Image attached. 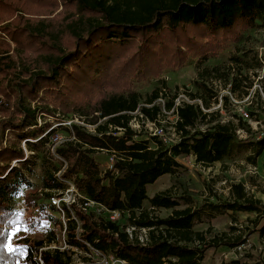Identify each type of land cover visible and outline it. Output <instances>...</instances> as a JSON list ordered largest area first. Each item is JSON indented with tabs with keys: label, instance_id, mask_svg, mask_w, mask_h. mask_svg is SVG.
I'll return each instance as SVG.
<instances>
[{
	"label": "trees",
	"instance_id": "trees-1",
	"mask_svg": "<svg viewBox=\"0 0 264 264\" xmlns=\"http://www.w3.org/2000/svg\"><path fill=\"white\" fill-rule=\"evenodd\" d=\"M257 25L264 26V0H0V94L5 98L0 103V264H40L34 255L43 241L24 255L9 251L4 247L8 244L4 227L16 218L14 200L24 187L27 191L33 187L26 171L32 169L34 154L26 149L40 150L50 144L58 127L66 129L61 123L53 128L38 126L39 113L57 117L60 108L96 125V133L72 127L78 140L65 141L56 150L67 168L60 177L55 172L46 177L45 187L65 189L72 182L106 208L130 212L133 227L149 229L147 239L141 240L118 222L96 220L92 212L78 211L82 238L77 236L78 223L70 220L72 245L88 249L89 243L128 264H200L213 246L244 244L242 236L224 233L209 239L195 230L199 215L191 207L174 209L165 218L155 216L156 208H175L180 203L168 191L148 196V185L177 173L181 159L193 155L204 166L223 161L238 145L241 126L229 121L200 129L199 122L207 123L213 114L203 105L186 102L177 110L175 143L135 130L131 121L135 112L138 118L158 121L162 110L157 104L141 103L135 80L177 70L192 57L207 60L213 39L231 35L240 26ZM17 54L24 56L22 62ZM86 71L92 72L96 87L82 105L67 106L59 100L67 83L71 79L82 83ZM161 92L154 90L145 103H154ZM34 101L43 103L33 106ZM173 106L172 99L167 109ZM97 149L115 151L114 170L102 174L94 156ZM253 149L262 154L264 134ZM27 193L26 201L31 203ZM231 194L228 201L209 202L208 211L213 216L264 211V201L244 184H233ZM146 200L151 209L144 208ZM67 253L44 251L42 257L45 264H71Z\"/></svg>",
	"mask_w": 264,
	"mask_h": 264
},
{
	"label": "rangeland",
	"instance_id": "rangeland-1",
	"mask_svg": "<svg viewBox=\"0 0 264 264\" xmlns=\"http://www.w3.org/2000/svg\"><path fill=\"white\" fill-rule=\"evenodd\" d=\"M15 47V44L12 43ZM210 57L207 60L199 57L190 58L185 65L177 70H168L158 77L146 80H135L134 86L140 92L142 104L145 103L153 91L162 89L167 93L160 105L167 104L173 98L180 101L190 100L204 106L205 112L213 114L206 120L199 122L200 129H206L218 122L229 121L239 124L238 145L223 161L211 166H204L195 161V156L181 159L182 166L175 174H165L155 183L148 185V196L153 197L158 192L168 191L176 198L180 205L175 208H156L154 215L165 218L172 214L174 209L191 207L198 212L194 229L205 233L207 238L221 236L227 233L230 237L242 236L246 242L234 248L227 246L211 247L207 250L204 260L200 264H249L260 262L264 264V211L257 212H233L226 211L223 214L213 216L207 209L209 202L219 203L232 198L231 187L233 184L242 183L247 191L256 198L264 201V151L256 155L254 143L258 137L264 134V26L257 25L253 28L240 26L233 34L213 39ZM21 59V54H17ZM86 78L82 83L76 84L74 80L67 83V92L60 96L67 106L82 105L87 100L90 91L96 87L97 81L92 77L91 71L84 73ZM165 90V91H163ZM193 96L195 99H193ZM5 102L4 95L0 94V103ZM43 103L34 101L33 106ZM176 102V101H175ZM248 112L250 117L245 116ZM161 116L162 122L157 125L164 127L166 136L178 140L175 131L174 115L168 113ZM38 126L50 124L51 128L59 123L64 128H59L55 134H59L62 140L69 137L74 125L85 128L88 132L96 133V125L90 124L78 114H66L60 108L57 117L39 113ZM135 118L131 126L142 132H153V124L148 119H143L139 112L134 113ZM59 118V119H56ZM215 118V121H211ZM104 121V120H102ZM210 122V123H209ZM151 137V135H149ZM51 139V137H50ZM159 140V139H158ZM25 146V141L23 142ZM61 144H46L40 150H27L32 155V169L26 171L33 187L27 191L24 187L21 194L14 200L12 211L15 220L5 225L8 232V244L14 250L26 254L28 250L36 249L37 242L43 241L36 252H40L42 246L57 245L62 239V226L57 212L50 206L49 198L56 189L45 187V178L55 172L59 177V169L63 160L56 154ZM94 156L100 164L104 175L108 168L109 153L95 150ZM13 164H17L16 161ZM28 192V193H27ZM26 193L31 203L26 201ZM92 208V209H91ZM145 209H151L149 200L144 202ZM95 219L109 220L111 214L101 211L96 206L89 208ZM131 213L121 212L117 218L120 226L130 234L137 235L141 240H146L149 229L133 227L130 219ZM17 228L19 232H17ZM82 228L77 231L78 238ZM57 234L59 238L57 240ZM69 239V237H68ZM83 240V239H82ZM73 246V245H72ZM69 246L66 250L71 262L91 261L87 249ZM52 250V249H50Z\"/></svg>",
	"mask_w": 264,
	"mask_h": 264
},
{
	"label": "built area",
	"instance_id": "built-area-1",
	"mask_svg": "<svg viewBox=\"0 0 264 264\" xmlns=\"http://www.w3.org/2000/svg\"><path fill=\"white\" fill-rule=\"evenodd\" d=\"M165 91V90H163ZM168 96L167 93L161 92V97L158 98L154 103L151 104H145L146 106H153L154 104H157L161 107V114L159 115V120L158 121H151V124H153L155 130L153 132H150L151 135H156L159 136L163 142L170 144V143H175L178 140H173L171 137L166 136L165 134V129L164 127H161L157 125V123L162 122L161 116H165V114L169 115L168 113L173 114L174 117V124L178 121V107L181 106L183 103H195L191 102L190 100H183L179 102V99L174 100V106L171 109H167V104H163L162 106L160 105V102L157 101H163L164 97ZM176 101V102H175ZM246 117H250L248 112H245ZM143 117V116H142ZM149 120V119H148ZM132 122V121H131ZM133 128V127H132ZM51 142L50 144H63L65 141H77V137L75 136L74 131H72L71 134H69V137L65 140L61 139V136L59 134H55L54 136H51ZM102 151H106L109 153L108 157V170H114V164L117 159V155L115 151H109L107 149H101ZM67 168V162L64 161V165L62 166V169L60 170V173H63L65 169ZM115 173H118L117 170L114 171ZM106 173V172H105ZM61 175L59 174V177ZM68 186L65 189H56L51 197L49 198V203L50 206L54 208V210L57 212L58 217L60 219V224L62 226V239L59 241L61 242L60 244L57 245V241L53 240V244L48 245V246H42L40 248V252H35V257L39 260L40 264H45L44 259L42 257V253L44 251H51L54 252L56 250L66 252L67 248L69 246H72V244L68 241V226L70 220H74L78 223V230L81 229V223L78 217V211L88 213L89 208L92 206H96L98 209L101 211H105L111 214L110 219L111 221L117 222V218L121 215V211L119 210H110L106 208L103 204L94 201L84 195L72 182H67ZM92 209V208H91ZM118 216V217H117ZM59 238V235L57 234V240ZM88 246V249L86 251L90 252V256H94V258L91 261H81V262H71V264H128V262L114 253H108L104 252L95 246L86 243ZM72 247H75L74 245ZM79 248V247H78ZM52 249V250H50ZM11 264V263H9Z\"/></svg>",
	"mask_w": 264,
	"mask_h": 264
},
{
	"label": "snow or ice",
	"instance_id": "snow-or-ice-1",
	"mask_svg": "<svg viewBox=\"0 0 264 264\" xmlns=\"http://www.w3.org/2000/svg\"><path fill=\"white\" fill-rule=\"evenodd\" d=\"M16 231L19 232V229L17 228ZM4 247H7L9 251H13L14 250L10 245H5Z\"/></svg>",
	"mask_w": 264,
	"mask_h": 264
}]
</instances>
